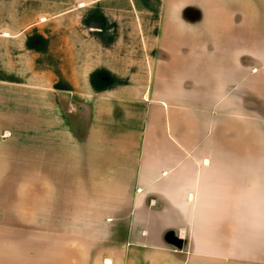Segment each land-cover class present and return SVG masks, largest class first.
<instances>
[{
	"label": "crops",
	"instance_id": "obj_1",
	"mask_svg": "<svg viewBox=\"0 0 264 264\" xmlns=\"http://www.w3.org/2000/svg\"><path fill=\"white\" fill-rule=\"evenodd\" d=\"M152 29L88 40L99 56L78 51L35 90L0 81V174L99 192L72 200L98 208L97 261L61 264H264V8L170 0ZM144 43L146 60L122 54ZM97 69L124 83L96 91Z\"/></svg>",
	"mask_w": 264,
	"mask_h": 264
},
{
	"label": "rangeland",
	"instance_id": "obj_2",
	"mask_svg": "<svg viewBox=\"0 0 264 264\" xmlns=\"http://www.w3.org/2000/svg\"><path fill=\"white\" fill-rule=\"evenodd\" d=\"M168 1L0 0V81H17L35 90L46 84L45 72L58 74L64 63L80 60L78 51L99 56L88 40L110 45L118 38L146 39L147 30L152 37L157 13ZM256 2L264 8V0H251L252 5ZM82 3L86 6L80 7ZM92 23L101 27H92ZM36 31L49 41L44 54L37 55L25 47L27 36ZM67 39L71 40L69 55ZM78 41L89 45L76 47ZM123 49L124 56L130 57L134 50L144 60L153 54L145 43ZM31 93L26 95L33 97ZM27 171L26 175L0 174V195L5 201L0 202V261H97L98 242L87 234L98 230V208L93 202L72 200L95 199L99 192L67 189L73 176L36 175L33 167Z\"/></svg>",
	"mask_w": 264,
	"mask_h": 264
},
{
	"label": "trees",
	"instance_id": "obj_3",
	"mask_svg": "<svg viewBox=\"0 0 264 264\" xmlns=\"http://www.w3.org/2000/svg\"><path fill=\"white\" fill-rule=\"evenodd\" d=\"M48 39L39 32H34L27 36L26 48L37 53H46L48 50ZM90 82L96 91H104L118 83H124L118 80L113 74L105 69H97L90 75Z\"/></svg>",
	"mask_w": 264,
	"mask_h": 264
},
{
	"label": "water",
	"instance_id": "obj_4",
	"mask_svg": "<svg viewBox=\"0 0 264 264\" xmlns=\"http://www.w3.org/2000/svg\"><path fill=\"white\" fill-rule=\"evenodd\" d=\"M91 26H92V27H97V28H100V27H101L100 24H96V23H92Z\"/></svg>",
	"mask_w": 264,
	"mask_h": 264
}]
</instances>
